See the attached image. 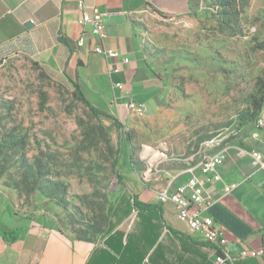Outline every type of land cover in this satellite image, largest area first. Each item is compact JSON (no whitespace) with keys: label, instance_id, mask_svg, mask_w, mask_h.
I'll list each match as a JSON object with an SVG mask.
<instances>
[{"label":"rangeland","instance_id":"rangeland-1","mask_svg":"<svg viewBox=\"0 0 264 264\" xmlns=\"http://www.w3.org/2000/svg\"><path fill=\"white\" fill-rule=\"evenodd\" d=\"M218 11L213 0H191L184 15L131 17L160 91L141 113L118 109L121 118L127 113L120 131L96 118L63 74L22 56L1 61L0 192L11 213L72 238L100 237L117 221L112 211L123 195L164 189L189 166L176 156L187 161L205 142L225 149L226 159L233 147L258 148L252 132L264 96V0H237L230 21ZM85 87L90 103L105 110L107 102ZM117 144L127 187L118 182L111 191Z\"/></svg>","mask_w":264,"mask_h":264},{"label":"crops","instance_id":"crops-1","mask_svg":"<svg viewBox=\"0 0 264 264\" xmlns=\"http://www.w3.org/2000/svg\"><path fill=\"white\" fill-rule=\"evenodd\" d=\"M85 2L103 14L106 37L101 42L92 35L90 25L79 24L77 0H0V62L22 56L52 73L64 75V70L71 71L68 75H78L85 94L88 82V90L107 102L104 111L110 115L115 111L120 121L127 113L121 118L118 109H126V102L144 107L160 91L159 80L145 67L131 17L143 10L162 17L184 15L191 0ZM28 22L31 25L25 27ZM81 37L84 42L78 46ZM99 44L119 56L112 59L96 54ZM252 139L258 143L256 150L264 164V141ZM254 148V143L231 148L224 164L208 176L204 185L207 206L202 214L211 217L221 229L234 264H264V255L238 257L241 250H264V167L252 165ZM202 155L198 152L187 161H174L195 164L199 159L190 162ZM191 174L202 177L198 168L189 172L184 165L174 172L164 189L172 192ZM159 188L123 195L129 199L134 194L138 201L153 206L138 211L118 203L112 211L117 221L110 222L106 234L91 240L72 238L12 214L11 201L0 192V264H213L217 250L199 234L190 233L177 218L172 203H157L156 193L164 190Z\"/></svg>","mask_w":264,"mask_h":264},{"label":"built area","instance_id":"built-area-1","mask_svg":"<svg viewBox=\"0 0 264 264\" xmlns=\"http://www.w3.org/2000/svg\"><path fill=\"white\" fill-rule=\"evenodd\" d=\"M77 10L80 14L79 24L90 25L92 35L101 42L106 37L102 21L103 14L96 7L87 5L85 0H77ZM83 42L84 38L81 37L77 45L82 46ZM95 53L112 59H116L119 56L118 52L106 50L101 44L98 45ZM123 61L127 63L128 59L125 58ZM117 86L120 87L121 85L117 84ZM124 107L136 113H141L143 108L142 105L133 101L126 102ZM252 136L256 141H264V108L259 118L255 120ZM200 149H202V146ZM226 154L225 149L214 148L213 145V149L204 151V157H200L199 162L186 166L189 172H192L194 168H198L202 175L201 178L191 174L185 183L177 186L172 192L164 189L156 193L157 203H172L176 209L177 218L187 225L190 233L199 234L204 242L217 250L213 264H234L235 261V258L229 253L227 248L228 241L221 229L211 217L202 214L207 206L203 198L205 182L209 175L214 174L224 164ZM251 158L254 167H264L260 151L253 150ZM173 159H183V157L176 156ZM226 190L228 191L229 189ZM262 255H264L263 249L241 250L238 253L240 259L255 258Z\"/></svg>","mask_w":264,"mask_h":264},{"label":"trees","instance_id":"trees-1","mask_svg":"<svg viewBox=\"0 0 264 264\" xmlns=\"http://www.w3.org/2000/svg\"><path fill=\"white\" fill-rule=\"evenodd\" d=\"M214 6H216L218 11V15L220 16V18L223 21H230L233 14L235 13V7H236V3L237 0H213ZM63 44L67 45V43L65 41H62ZM37 65V63H34ZM144 64L145 67L147 68V70L155 77L156 74L154 72V69L144 60ZM64 76L67 78V80L69 81L71 87H72V91L74 96L80 100L89 110L90 112L96 117H105L108 119L113 120V123L115 125V128L117 131H120L121 128H123L122 123L116 118L113 117L112 115H110L108 112L104 111V110H100L96 107H94L90 101L88 100V97L86 96L84 90L82 89L81 85H80V81L78 78V75L75 74L74 78H71L68 73L66 72V70L63 71ZM264 108V96H262L259 100L256 101L255 103V109L256 111V115H255V120H257L258 118V114L260 113V111ZM254 120V121H255ZM127 140L129 145H131V140H130V134L127 132ZM118 156H119V150H118V144H117V148L115 151V156L112 159V169L114 172V178L112 180V186L110 187V190L113 191L114 190V186L120 182L122 184L123 187H127L126 183L124 182L119 170H118ZM130 159H132V154H130ZM38 166L40 167L41 164L39 163ZM119 204H123L124 206L128 207L129 209H136V210H143V209H147V208H151L153 205L151 204H144L140 201H138V198L136 195L131 194L129 199H125V197L120 198L119 200ZM107 229L105 231H99L96 232L97 233H101L102 235L106 234L111 226V223L108 222L107 223ZM83 239H94L96 238V236H89V237H81Z\"/></svg>","mask_w":264,"mask_h":264},{"label":"bare ground","instance_id":"bare-ground-1","mask_svg":"<svg viewBox=\"0 0 264 264\" xmlns=\"http://www.w3.org/2000/svg\"><path fill=\"white\" fill-rule=\"evenodd\" d=\"M263 110V109H262ZM261 110V111H262ZM261 111H260V113H261ZM260 113L258 114V118H259V116H260ZM257 118V119H258ZM211 149H213V144L212 143H209V142H205L203 145H202V149H199V151L198 152H200V153H204V151H210ZM197 152V153H198ZM197 153L196 154H194V155H197ZM203 156V155H202ZM204 157V156H203Z\"/></svg>","mask_w":264,"mask_h":264},{"label":"water","instance_id":"water-1","mask_svg":"<svg viewBox=\"0 0 264 264\" xmlns=\"http://www.w3.org/2000/svg\"><path fill=\"white\" fill-rule=\"evenodd\" d=\"M31 25L30 22L26 23L25 27H29Z\"/></svg>","mask_w":264,"mask_h":264}]
</instances>
